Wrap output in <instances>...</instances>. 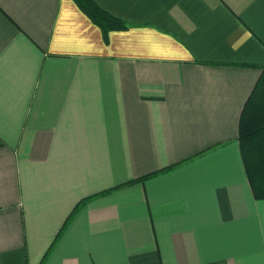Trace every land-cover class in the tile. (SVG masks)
Listing matches in <instances>:
<instances>
[{
    "label": "crops",
    "instance_id": "1",
    "mask_svg": "<svg viewBox=\"0 0 264 264\" xmlns=\"http://www.w3.org/2000/svg\"><path fill=\"white\" fill-rule=\"evenodd\" d=\"M92 1L0 0V264H264V0Z\"/></svg>",
    "mask_w": 264,
    "mask_h": 264
},
{
    "label": "trees",
    "instance_id": "2",
    "mask_svg": "<svg viewBox=\"0 0 264 264\" xmlns=\"http://www.w3.org/2000/svg\"><path fill=\"white\" fill-rule=\"evenodd\" d=\"M73 1L101 29L104 37L109 31L129 27L126 22L99 8L92 0ZM238 142L252 195L256 200H264V67L241 110ZM85 199L81 200L75 209L84 203Z\"/></svg>",
    "mask_w": 264,
    "mask_h": 264
}]
</instances>
